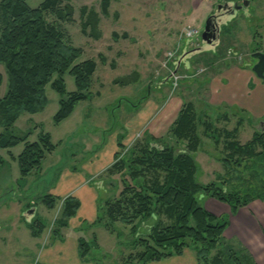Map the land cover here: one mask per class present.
I'll use <instances>...</instances> for the list:
<instances>
[{"label":"rangeland","instance_id":"374dc122","mask_svg":"<svg viewBox=\"0 0 264 264\" xmlns=\"http://www.w3.org/2000/svg\"><path fill=\"white\" fill-rule=\"evenodd\" d=\"M103 1L63 0V4L73 8L68 20H58L51 12L46 14L50 22L60 25L67 41L82 48L83 54L77 62L90 58L96 61L89 90L93 96L79 101L73 112L56 124L54 115L61 95L48 84L46 107L34 114H21L10 128L15 135L29 131L31 142L39 139L41 131L48 132L56 148L23 181L17 156L25 141L10 148L0 147V155L6 160L0 166V264H44L41 259L44 244L59 239L52 235V228L61 215V202L48 208L42 197L51 192L62 170L73 167L83 171L86 179H92L98 193L96 205L98 210L102 205V212L106 200L118 197L124 179L130 181L128 167L120 166L121 162L113 166L128 157L129 150L139 149L148 140L186 148V141L176 144L172 132L184 101H192L200 116L201 144L193 152L199 182L223 180L234 172L222 162L227 153L224 128L237 127L238 133L233 135L246 143L257 128L264 127L261 119L237 106L216 107L207 103L205 93V75L215 70L214 61L249 62L252 67L256 63L252 53L264 49V0L232 1L239 5L248 1V5L228 19L226 26L222 25L221 40L215 49L190 56L189 69L183 64L176 69V58L184 48L203 43L202 31L211 12L218 3L230 0H109L106 11ZM27 2L36 7L41 0ZM189 29L198 33L188 37ZM169 53L175 56L170 57ZM0 72L4 76L0 86L3 96L8 89V75L1 62ZM173 72L180 76L176 79ZM64 79L66 90L75 91L74 76L67 72ZM203 121L212 123V133L220 137L219 143L206 136ZM120 141L122 145L118 144ZM117 152L120 155L115 158ZM251 164L252 161L246 165L247 173ZM205 198L201 197L203 204ZM34 207L36 220L29 226L24 213ZM159 218L168 221L164 214ZM40 219L46 222V227L40 236H34L32 231L39 229ZM107 221L104 215L99 221L84 219L78 227L62 228L63 239L68 238L69 253L70 242L83 236L96 243L89 253L98 260L94 262L123 264L131 254L143 249L141 239L149 237L156 222L153 217L136 220L137 228L133 232L129 224L115 221L106 225ZM48 264L58 262L53 260Z\"/></svg>","mask_w":264,"mask_h":264},{"label":"trees","instance_id":"16d2710c","mask_svg":"<svg viewBox=\"0 0 264 264\" xmlns=\"http://www.w3.org/2000/svg\"><path fill=\"white\" fill-rule=\"evenodd\" d=\"M103 2L106 11L109 0ZM72 10V6L63 4V0H41L36 7L30 6L27 0H0V62L5 65L8 75L7 92L0 96V125L3 128L0 147L10 148L25 141V147L17 156L23 181L34 169L41 167L43 158L55 150L56 144L48 132L41 131L39 139L32 142L28 140L29 131L23 135L11 133L10 128L20 115L34 114L46 107L48 84L61 95L59 109L54 115L56 124L67 118L79 101L93 96L89 90L96 61L90 58L77 62L83 54L82 48L67 41L60 25L50 22L46 16L51 12L58 20H68ZM67 72L75 78V91L66 90L64 75ZM3 79L0 72V86ZM198 117L194 103L184 101L172 125L176 144L186 141V148L148 140L139 149L129 150L128 157L114 163L113 166L121 162L120 166L129 168L130 181L124 179L118 197L106 200L102 212L101 205L96 221L106 215V225L121 221L131 225L135 232L136 220L144 221L149 217L156 220L149 237L141 239L143 249L131 254L123 264L161 260L182 254L185 248L196 251L200 264H256L225 237L228 218L209 211L201 197L226 202L232 212L256 198L264 200V127L257 128L246 143L233 135L238 131L237 127L233 130L224 128L227 153L222 162L234 172L222 181L204 183L197 180L198 164L193 155L201 144ZM202 123L206 136L219 143L220 137L212 133V123ZM118 144L122 145L121 141ZM119 155V152L115 153V158ZM251 161L252 168L247 173L246 165ZM5 162L0 155V166ZM56 200L57 197L49 193L42 197L48 208H53ZM79 207L77 197L69 195L63 199L61 215L55 219L52 228L54 237L63 239L61 229L69 225V219L76 215ZM160 214L166 215L168 221L159 218ZM35 217L26 220L29 226ZM45 227L46 222L40 219L39 229H34L33 235L40 236ZM95 244L83 236L78 237L81 260L98 261L89 255Z\"/></svg>","mask_w":264,"mask_h":264},{"label":"crops","instance_id":"0c3cea01","mask_svg":"<svg viewBox=\"0 0 264 264\" xmlns=\"http://www.w3.org/2000/svg\"><path fill=\"white\" fill-rule=\"evenodd\" d=\"M213 63L215 70L205 75V93L208 96L206 100L209 101L207 103L216 107L224 104L237 106L264 122V78L259 77L252 70L250 63H230L219 60ZM91 180V178L86 179L85 173L79 169L66 168L62 170L55 185L51 187L49 194L57 197L56 204L61 202L60 212L62 211L63 199L67 196L73 195L80 201L76 215L69 219V225L64 229H69L71 225L78 227L81 220L84 219H96L98 193L96 187L91 184ZM205 199L204 206L209 211L228 218L229 223L224 231L225 237L236 248H241L250 260L256 264H264V200L256 198L247 205L239 207L236 212H232L230 205L226 202L213 197H206ZM67 240L66 236L63 240L55 239L50 240V243L46 242L41 252L42 262L48 264L54 260L58 264H103L80 259L77 237L70 242V254L67 249L69 243ZM137 264L200 263L196 251L192 248H185L182 254Z\"/></svg>","mask_w":264,"mask_h":264},{"label":"water","instance_id":"95a60500","mask_svg":"<svg viewBox=\"0 0 264 264\" xmlns=\"http://www.w3.org/2000/svg\"><path fill=\"white\" fill-rule=\"evenodd\" d=\"M243 5H248V1H244L242 5L233 4L231 1L219 3L217 6V10L206 20L204 30L202 31L203 43H207V45H202L201 47L194 48L190 52L196 53L210 47H215L220 40L221 25L225 24L228 19L233 18L236 15L237 10L242 8ZM222 9L227 10V12L220 13ZM225 13H227V16L223 21H221V19H218L221 14L224 15ZM211 27H213V29H211ZM183 55H185V52L183 53ZM252 56L257 59L256 63L252 67V70L259 77L264 78V51H256L252 53ZM178 62L180 63V60H178ZM35 213V207L29 208L27 211H25L24 215L27 221H30L35 216Z\"/></svg>","mask_w":264,"mask_h":264},{"label":"flooded vegetation","instance_id":"af4514ba","mask_svg":"<svg viewBox=\"0 0 264 264\" xmlns=\"http://www.w3.org/2000/svg\"><path fill=\"white\" fill-rule=\"evenodd\" d=\"M231 2L233 1V2H236L237 0H230ZM232 2V3H233ZM219 4V3H218ZM218 4H217V6H218ZM234 4V3H233ZM236 4V3H235ZM239 5V4H238ZM217 6H216V8H215V10L214 11H212L211 12V15L217 10ZM241 9V8H240ZM239 10V9H238ZM237 10V11H238ZM224 12H227V10H221V12L220 13H224ZM227 13H225L224 15H220L219 16V18L218 19H221V21H223L225 18H226V15ZM228 23V22H227ZM227 23H225L224 25H226ZM223 25V24H222ZM222 25H221V28H222ZM205 27V26H204ZM214 27V26H213ZM213 27H211V29H213ZM204 30V29H203ZM220 36H221V31H220ZM221 40V39H220ZM220 40H219V42H218V44L220 43ZM218 44L215 46V47H217L218 46ZM202 45H207V43H200L198 46H196V47H194V48H197V47H201ZM215 47H210V48H214L215 49ZM194 48H184L183 49V51H181V53H180V55L176 58V60H175V64H176V69L178 68V67H180L182 64H183V66H185V67H187V69H189L190 67H191V64H190V56L192 55V54H194V53H192V52H190L192 49H194ZM209 49V48H208ZM256 51H264V49H258V50H256ZM256 51H254V52H256ZM185 52V55H183V53ZM253 52V53H254ZM183 55V56H182ZM178 60H180V63L178 62ZM257 60V59H256ZM188 65H187V64ZM249 63V62H248ZM176 72V71H175ZM174 73V72H173Z\"/></svg>","mask_w":264,"mask_h":264},{"label":"built area","instance_id":"2783aa9c","mask_svg":"<svg viewBox=\"0 0 264 264\" xmlns=\"http://www.w3.org/2000/svg\"><path fill=\"white\" fill-rule=\"evenodd\" d=\"M198 31L196 29H189L187 30V36L188 37H193L195 34H197ZM170 57H174L175 55L173 53H169ZM173 76L177 79L180 75H176L175 73L173 74Z\"/></svg>","mask_w":264,"mask_h":264}]
</instances>
